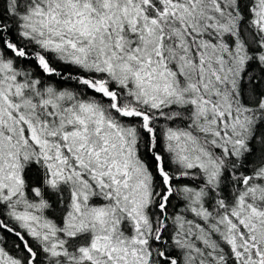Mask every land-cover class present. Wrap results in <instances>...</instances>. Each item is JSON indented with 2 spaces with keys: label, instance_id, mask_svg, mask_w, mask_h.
Here are the masks:
<instances>
[{
  "label": "snow or ice",
  "instance_id": "snow-or-ice-1",
  "mask_svg": "<svg viewBox=\"0 0 264 264\" xmlns=\"http://www.w3.org/2000/svg\"><path fill=\"white\" fill-rule=\"evenodd\" d=\"M0 264H264V0H0Z\"/></svg>",
  "mask_w": 264,
  "mask_h": 264
}]
</instances>
